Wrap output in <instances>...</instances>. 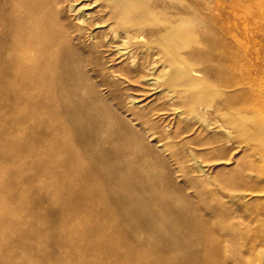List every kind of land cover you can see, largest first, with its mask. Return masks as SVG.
Here are the masks:
<instances>
[{"label":"bare ground","instance_id":"6f19581e","mask_svg":"<svg viewBox=\"0 0 264 264\" xmlns=\"http://www.w3.org/2000/svg\"><path fill=\"white\" fill-rule=\"evenodd\" d=\"M149 1L0 0V264H264L255 165L229 198L252 206L234 229L221 212L198 218L163 167L178 124H204L212 108L243 137L226 89H254L242 108L258 111L263 80L207 84L179 51L188 20L160 19ZM163 111L170 124L154 122Z\"/></svg>","mask_w":264,"mask_h":264},{"label":"rangeland","instance_id":"374dc122","mask_svg":"<svg viewBox=\"0 0 264 264\" xmlns=\"http://www.w3.org/2000/svg\"><path fill=\"white\" fill-rule=\"evenodd\" d=\"M155 5L162 10L160 19L188 20L185 28L192 30L193 40L179 51L184 55L191 52L193 55L190 60L191 66L207 84L215 88H226V82L235 78L242 80V77L255 76L263 80L255 87L263 92V106L258 111L249 109L245 111L242 108L244 97L254 89L247 86L226 89L229 109H240L239 117L243 122L240 121L239 129L241 134L243 132V137L235 132L226 135L221 130V127L227 126L226 123L222 117L214 113L212 108L205 115L206 124L200 122H192L193 126L191 122L178 124L176 137L168 142V156H165L168 160L163 165L168 179L174 181L183 194L190 198L192 211H196L198 218H203L205 223L210 224L214 214L221 212L232 217L231 223L226 224L224 228L234 229L238 223L236 210L242 207V211L241 208L238 209L240 214L248 216L249 209L252 208L248 203L249 198L234 202L229 199L231 195L239 194L233 192L239 188L241 169L245 165H255L251 171L253 176L249 181H255L256 177V183L261 185L264 183V0L149 1L150 7ZM187 96L181 93L176 101L178 104L182 103ZM152 97L147 95L145 99ZM154 104H160L158 107H166L162 101ZM180 110L182 111L181 108ZM156 119L158 118H153L154 122H159L160 125L172 122L171 116L165 111L160 113L157 121ZM246 137H253V140L248 141ZM255 144L258 148L253 151L251 146ZM198 164L203 166L204 172L198 170ZM47 213L49 214L45 211V214ZM235 244L233 240L227 243L226 247L229 251H233ZM41 245L45 250H42L40 255L51 250L49 243L47 245L42 241ZM27 249L28 251L32 249L31 252H34L32 244L27 245ZM201 249V246H197L194 252L198 253ZM33 255V259L39 261L40 255L35 253ZM191 262L196 264L194 259ZM56 263L55 260L50 261V264Z\"/></svg>","mask_w":264,"mask_h":264}]
</instances>
